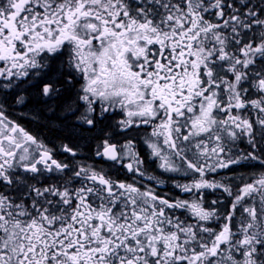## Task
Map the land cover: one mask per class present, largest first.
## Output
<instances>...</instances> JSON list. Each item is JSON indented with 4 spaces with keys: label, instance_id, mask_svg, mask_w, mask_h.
<instances>
[{
    "label": "snow or ice",
    "instance_id": "obj_1",
    "mask_svg": "<svg viewBox=\"0 0 264 264\" xmlns=\"http://www.w3.org/2000/svg\"><path fill=\"white\" fill-rule=\"evenodd\" d=\"M0 264H264V0H0Z\"/></svg>",
    "mask_w": 264,
    "mask_h": 264
},
{
    "label": "trees",
    "instance_id": "obj_2",
    "mask_svg": "<svg viewBox=\"0 0 264 264\" xmlns=\"http://www.w3.org/2000/svg\"><path fill=\"white\" fill-rule=\"evenodd\" d=\"M21 121H23V122H25V123H30V121H28V120L25 119V118H24V119L22 118ZM32 124H33V127H34V128H36L37 130L42 131V132H44V133L46 134V130H42V129H40L39 126L36 125V124H34V123H32Z\"/></svg>",
    "mask_w": 264,
    "mask_h": 264
},
{
    "label": "flooded vegetation",
    "instance_id": "obj_3",
    "mask_svg": "<svg viewBox=\"0 0 264 264\" xmlns=\"http://www.w3.org/2000/svg\"><path fill=\"white\" fill-rule=\"evenodd\" d=\"M21 122L24 123L26 127H30L34 131H39V130H37L36 128L33 127V124L31 122L30 123H25L23 121H21Z\"/></svg>",
    "mask_w": 264,
    "mask_h": 264
},
{
    "label": "rangeland",
    "instance_id": "obj_4",
    "mask_svg": "<svg viewBox=\"0 0 264 264\" xmlns=\"http://www.w3.org/2000/svg\"><path fill=\"white\" fill-rule=\"evenodd\" d=\"M22 118H23V117H22ZM22 118H21V119H22ZM23 119H24V118H23Z\"/></svg>",
    "mask_w": 264,
    "mask_h": 264
}]
</instances>
